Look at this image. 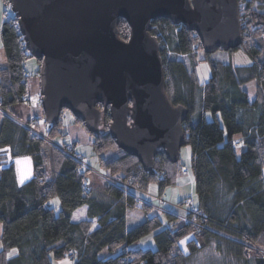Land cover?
I'll list each match as a JSON object with an SVG mask.
<instances>
[{
  "label": "trees",
  "instance_id": "obj_1",
  "mask_svg": "<svg viewBox=\"0 0 264 264\" xmlns=\"http://www.w3.org/2000/svg\"><path fill=\"white\" fill-rule=\"evenodd\" d=\"M237 1L243 12V42L224 52L240 49L250 59L249 67L211 59L199 36L186 26L165 18L151 24L150 33L162 48L165 91L173 105L181 104L188 111L184 145L191 150L189 172L196 197L188 198L196 210L184 213L182 223L172 229L157 215L149 217L150 201L137 195L149 193V185L156 184L159 197L176 184L183 166L159 153L155 172L147 173L138 158L116 145L106 112L103 131L89 133L94 156L110 176L98 196L88 187L90 169L60 149L72 143L65 137L62 115L47 129L40 106L34 110L40 111V119L32 128L24 123L28 118L15 113L14 107L23 104L21 96L29 91L25 61L33 57L15 14L10 17L6 12L0 28L5 58L0 59V264H52V257L64 258L69 249L75 251L74 257L68 256L74 264H187L210 246L242 264H264V0ZM117 28L119 37L127 39L124 19ZM199 50L211 67L205 83H199L195 68ZM180 57L189 58L192 70ZM36 62L37 75L41 64ZM252 80L255 93L250 99L243 85ZM196 111L197 118H191ZM207 112L210 121L205 118ZM23 156L31 159L33 175L20 184L13 160ZM52 198L59 199V211L48 206ZM84 206L87 218L72 222L74 210ZM130 208L142 210L146 219L127 229ZM166 218L175 220L172 215ZM151 234L155 249L132 247Z\"/></svg>",
  "mask_w": 264,
  "mask_h": 264
},
{
  "label": "water",
  "instance_id": "obj_2",
  "mask_svg": "<svg viewBox=\"0 0 264 264\" xmlns=\"http://www.w3.org/2000/svg\"><path fill=\"white\" fill-rule=\"evenodd\" d=\"M27 51L40 60L39 96L45 122L64 110L98 135L104 113L116 145L148 173L163 153L180 159L187 109L165 91L156 19L186 26L203 51H229L243 42L237 0H7ZM124 19L127 39L117 25Z\"/></svg>",
  "mask_w": 264,
  "mask_h": 264
},
{
  "label": "rangeland",
  "instance_id": "obj_3",
  "mask_svg": "<svg viewBox=\"0 0 264 264\" xmlns=\"http://www.w3.org/2000/svg\"><path fill=\"white\" fill-rule=\"evenodd\" d=\"M247 1V0H245ZM3 10V1L0 0V28L2 26V22L6 16V12H7V16H12V14L14 15L13 11H10V6H6L5 5V10ZM5 14V15H4ZM6 16V17H7ZM155 36V35H154ZM156 37V36H155ZM157 38V37H156ZM211 59L214 60H220L222 62H228L230 61L231 65L236 67V68H240V66H249L251 64L250 59L248 58L247 55H245L240 49L239 51H235V52H231V53H226L224 51L218 50L214 53H212L211 55ZM197 57L199 58L197 65H196V70H197V78L199 80V83H205L206 81H208L209 77L211 76V67L209 66V63L207 61H204L203 59L205 58V55L203 53L202 50H199L197 52ZM181 59H183V61L187 64V68H189V70H192V64L190 63V60L188 57H180ZM0 59L3 62L4 55H3V44L1 41V33H0ZM230 59V60H229ZM201 60V61H200ZM26 64V69L28 71V89L31 93V95L36 96L37 94L39 95V75L37 72L36 75V68H37V62L36 59L34 58H28L25 61ZM40 68V67H39ZM39 71V69H38ZM253 85V87L255 86V80H252L246 84H244L243 86L248 87L249 89L251 88V86ZM25 105V104H24ZM26 108L29 107L28 105H25ZM30 108V107H29ZM31 109V108H30ZM42 109V108H41ZM15 113H19V111L16 110ZM68 115L71 116V113H69L67 110L63 111V115ZM198 111H196L195 113H193L191 115V118H197L198 116ZM206 117H208V121L211 120V113L207 112ZM25 118V117H24ZM1 114H0V123H1ZM25 122V121H24ZM66 120L64 119L63 123L65 124ZM43 125V124H42ZM42 125H40L42 128ZM43 129V128H42ZM70 137H68V140H76V146L79 148H77V152L80 154L81 158L85 160V162L87 163V165L89 166L90 171H88L86 173L89 174L91 173L93 176L95 175L97 178L99 177L100 179L103 180H108L109 179V172L108 170L105 168H102L99 163H98V159L94 156L93 154V148L91 147V143H92V137L90 136L89 132L87 131L86 127L84 125H82V123H77L74 121V123L71 124V126L68 127V130ZM61 141H63V138L61 139ZM191 150L190 147L188 145H183L180 149V159L177 162V165L179 166H183L185 165L189 171L190 170V160H191V154H190ZM114 155V153H113ZM107 156H110L109 154ZM188 171V174H189ZM190 175V174H189ZM179 177L177 178V182H181L182 177L181 175H178ZM149 199L147 200L148 202L150 201H159L162 200L164 202V198H162V196L160 195L159 197L154 194L149 192ZM187 199V198H186ZM182 200L179 203L176 204H180L182 205V203L186 200ZM168 201V200H166ZM174 203V202H171ZM183 209L181 211H183L184 213L188 212V208H186V206L183 204ZM1 242V241H0ZM140 243H142L140 246H142L143 248H156V243L153 240L152 235L151 236H147L143 239H140L139 241ZM214 245V244H212ZM139 245L136 246H132L135 248L140 247ZM0 250H1V243H0ZM226 257V256H225ZM223 256V254L218 251L217 249H215V247L210 246L205 248V250L199 254H196L195 257H193L192 259L188 260L187 264H242V262L232 258V257H227L225 258Z\"/></svg>",
  "mask_w": 264,
  "mask_h": 264
},
{
  "label": "crops",
  "instance_id": "obj_4",
  "mask_svg": "<svg viewBox=\"0 0 264 264\" xmlns=\"http://www.w3.org/2000/svg\"><path fill=\"white\" fill-rule=\"evenodd\" d=\"M5 9V5L3 3V10ZM2 10V11H3ZM250 66V65H249ZM249 66H240V67H249ZM249 93V98L252 99L255 93V87H253V85L251 86V88L249 89L248 87L243 86ZM14 110L16 112L19 111V116H21L22 118H24L25 120H27V117L30 115V113H40V111H34L32 109H30L29 107L26 108V106L24 104H18V106L16 105V107H14ZM207 114V113H206ZM205 114V118L208 119V117H206ZM62 117H63V121L64 119L66 120L65 124L63 123V131L65 133L69 134L68 127L71 126L72 123H74V117L63 115L62 113ZM70 137V134H69ZM76 145V140L72 139L71 141ZM77 147V146H76ZM78 148V147H77ZM79 149V148H78ZM94 154V151H93ZM14 164H15V171L17 172V182L20 184H24L25 182L29 181L30 178L33 175L32 172V161L30 158L28 157H18L17 159L13 160ZM183 167H185V169H188L185 165H183ZM189 171V170H188ZM190 174V175H189ZM189 174H180L182 177L181 182H176L175 185H170L168 187H166L162 193L161 196L162 198L168 200H164V202L162 200L157 201H151V212L149 214L150 216H158L161 220H163V222L165 223V226L169 227L172 229V227L174 228V226L176 224L182 223L183 221V216H184V212L179 210V208H176L173 206V204L179 203L182 200L188 198V197H193V199L195 200V186H194V176L189 172ZM86 180H88V187L89 190L94 191V192H98V194H103L102 192H104V188L106 187V180L100 179L99 177L97 178L95 175L93 176L91 173L86 175ZM158 188L156 184H150L149 185V190L148 192L154 193V194H158ZM150 194H144V193H138L137 197H139V199H142L143 201L149 203L147 200L149 199ZM100 196V195H98ZM174 202V203H171ZM48 206L52 209H54L55 211H59L61 209V203L59 202L58 198H52V200L48 201ZM167 205H165V204ZM87 207H81L78 208L76 210H74L73 215H72V222H79V221H84L87 218ZM167 215H172L174 216L175 220L168 221L166 216ZM146 219V215L142 212V210L137 209V208H130L128 209V212L126 214V226L127 229L132 228L134 226L139 225V223L143 222V220ZM94 225H96V223L93 221ZM2 232V227L0 224V235ZM152 235V234H151ZM153 237V236H152ZM145 238V237H144ZM143 239V238H142ZM1 243V242H0ZM142 243H140L139 241L134 244L133 246L136 245H141ZM143 245V244H142ZM134 248V247H133ZM137 248H143L142 246L137 247ZM136 248V249H137ZM148 248V247H146ZM14 254L13 251L11 253V255ZM52 259V264H74V262L65 255L64 258H51Z\"/></svg>",
  "mask_w": 264,
  "mask_h": 264
},
{
  "label": "built area",
  "instance_id": "obj_5",
  "mask_svg": "<svg viewBox=\"0 0 264 264\" xmlns=\"http://www.w3.org/2000/svg\"><path fill=\"white\" fill-rule=\"evenodd\" d=\"M21 97H22L23 104L28 105L32 110L38 109V107L40 106V96L38 94L36 97V96L31 95V93L29 91H26V93H24ZM27 118H28V121H26L24 123L27 125V127H31V128L34 126L36 121H38V119H40L39 114H35V113H31ZM43 121H45V117H44ZM44 125H45V128H47V129H49V127L51 126V124L48 125L47 123ZM65 137L68 138L69 134L66 133ZM71 144L72 143H66L65 145H62L60 147V149H62L63 152L67 156L78 160L84 168L89 169V166L87 165L85 160L82 159L80 154L77 152L78 150L76 148L72 147ZM180 171L182 174H187V171L185 170L184 167H182ZM182 204H184L186 206V208H188V213H192L193 210H196L194 207L192 208V203H191L190 198L186 199ZM173 206L176 208L182 207V206H179V204H173ZM67 254H68L67 256L72 258L75 255V251L73 249H69L67 251Z\"/></svg>",
  "mask_w": 264,
  "mask_h": 264
},
{
  "label": "flooded vegetation",
  "instance_id": "obj_6",
  "mask_svg": "<svg viewBox=\"0 0 264 264\" xmlns=\"http://www.w3.org/2000/svg\"><path fill=\"white\" fill-rule=\"evenodd\" d=\"M241 11H242V9H241V7H240V8H239L240 15L243 13V12H241ZM99 129H100V132L103 131V127H102L101 125H100Z\"/></svg>",
  "mask_w": 264,
  "mask_h": 264
}]
</instances>
